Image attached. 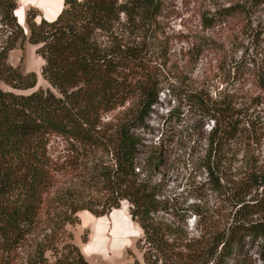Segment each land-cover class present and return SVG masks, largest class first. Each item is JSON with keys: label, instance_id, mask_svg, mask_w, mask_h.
Masks as SVG:
<instances>
[{"label": "trees", "instance_id": "trees-1", "mask_svg": "<svg viewBox=\"0 0 264 264\" xmlns=\"http://www.w3.org/2000/svg\"><path fill=\"white\" fill-rule=\"evenodd\" d=\"M162 4L63 0L53 20L27 7L23 26L14 13L18 0H0L8 32L0 44V82L7 86H0V264H91L69 226L79 223V210L103 216L122 201L142 230L136 247L144 264H259L255 254L264 256V164L252 152L255 125L237 102L194 97L211 123L203 183L214 202L192 212L193 233L184 222L158 217L165 207L153 177L166 152L139 130L160 99L144 32ZM122 13L137 31L118 32ZM25 42L36 46L41 74L58 95L34 89L36 73L8 63L9 51Z\"/></svg>", "mask_w": 264, "mask_h": 264}, {"label": "rangeland", "instance_id": "rangeland-1", "mask_svg": "<svg viewBox=\"0 0 264 264\" xmlns=\"http://www.w3.org/2000/svg\"><path fill=\"white\" fill-rule=\"evenodd\" d=\"M162 1L154 24L144 32L148 41L144 53L153 65L154 79L161 88L160 99L139 130V137L149 144H160L166 152L164 166L153 177L165 207L158 217L184 222L193 233L192 212L196 209L204 212L214 202L203 183L206 138L211 123L195 104L194 97L234 101L243 106L259 137L252 152L264 164V87L259 84L260 76L264 78V1ZM229 7L237 12L228 14L225 9ZM126 20L122 13L116 24L118 32L137 31ZM7 33L0 20V44ZM35 49L28 42L17 46L9 51L8 63L21 64L26 72L34 71L37 77L34 89L49 88L58 95L42 76L43 63ZM0 86L7 88L2 82ZM133 101L128 99L124 107ZM124 107L105 113L102 120L112 119ZM57 148L58 140L52 138L50 150L56 152ZM102 160L109 163L110 155H102ZM77 215L79 223L69 229L91 264H129L135 258L144 264L142 252L136 247L142 230L131 221L125 201L103 216H94L87 210H79ZM255 257L257 263L264 264V256L256 253Z\"/></svg>", "mask_w": 264, "mask_h": 264}, {"label": "crops", "instance_id": "crops-1", "mask_svg": "<svg viewBox=\"0 0 264 264\" xmlns=\"http://www.w3.org/2000/svg\"><path fill=\"white\" fill-rule=\"evenodd\" d=\"M18 2H19L18 9L20 8L23 9L22 10L23 19L25 18V10L29 6H34L38 8L42 14V17L47 20H53L59 14V12L61 11L63 7V0H18ZM39 19H40V16L36 17V21H39ZM23 28L25 31H27L26 27H23ZM37 57L40 60V63L42 64L43 59L40 56H37ZM27 64H28V61H27Z\"/></svg>", "mask_w": 264, "mask_h": 264}, {"label": "bare ground", "instance_id": "bare-ground-1", "mask_svg": "<svg viewBox=\"0 0 264 264\" xmlns=\"http://www.w3.org/2000/svg\"><path fill=\"white\" fill-rule=\"evenodd\" d=\"M15 13H16L15 15L18 16L21 25H24L22 9L20 8L18 10H15Z\"/></svg>", "mask_w": 264, "mask_h": 264}]
</instances>
